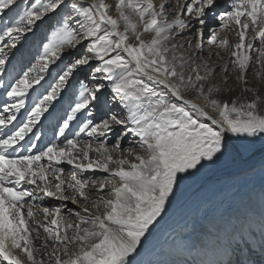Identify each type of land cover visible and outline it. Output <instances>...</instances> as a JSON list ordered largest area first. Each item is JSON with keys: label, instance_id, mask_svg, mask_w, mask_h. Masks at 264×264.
<instances>
[{"label": "snow or ice", "instance_id": "1", "mask_svg": "<svg viewBox=\"0 0 264 264\" xmlns=\"http://www.w3.org/2000/svg\"><path fill=\"white\" fill-rule=\"evenodd\" d=\"M264 0H0V264H264ZM264 173V158L261 160Z\"/></svg>", "mask_w": 264, "mask_h": 264}, {"label": "rangeland", "instance_id": "2", "mask_svg": "<svg viewBox=\"0 0 264 264\" xmlns=\"http://www.w3.org/2000/svg\"><path fill=\"white\" fill-rule=\"evenodd\" d=\"M259 154H261L259 151H256L253 154L246 153L244 154V158L247 161H252L255 155L259 156ZM239 163L240 161H237V159L234 158L231 166H224L222 164L223 166L218 165L217 167L213 168V171H215L213 172V174L216 173L217 171H223L225 173L223 175L224 176L227 175V177L223 176L222 179H217L214 182H212V187L209 190V192L205 194V196H203L201 199L195 201L194 204L191 206V208L185 213L182 220L177 222V224L172 228H179L180 226H182L185 220L195 215L205 203L210 202L212 205H215V206H219L221 204H223L224 206H228L231 204L234 207L236 206L242 207L244 204H246L248 202V194L253 190V188L249 187V184L246 182H244L243 185H241V183H239L240 181L238 180V177L237 176L234 177L235 176L234 173L239 168ZM208 172H206L200 178V180H198L195 184L187 186L184 191L183 196L188 195L190 192L193 191L194 188L197 189L200 185V182L204 178L212 176V174L211 173L209 174ZM261 180L262 178L259 177L257 181L259 185L261 183ZM215 197L217 198L215 199ZM181 199L177 202V204L181 201Z\"/></svg>", "mask_w": 264, "mask_h": 264}, {"label": "bare ground", "instance_id": "3", "mask_svg": "<svg viewBox=\"0 0 264 264\" xmlns=\"http://www.w3.org/2000/svg\"><path fill=\"white\" fill-rule=\"evenodd\" d=\"M245 152H234L228 159L224 160L220 165L224 166H231L234 158L237 159V161H240L239 168L234 173V177H238V180L240 181L241 185H243L244 182L249 184V187L253 189L259 188V184L257 183L258 178L264 179V173H262L261 169V160L264 157H259L258 155H255V157L252 159V161H247L244 158ZM222 165V166H223ZM209 171V172H208ZM207 172L212 174V176L204 178L197 189H193L192 192H190L188 195L183 196L181 201L176 205L174 209V213L169 221V228L174 227L177 222L181 221L185 213L191 208V206L194 204L195 201L201 199L205 194L209 192V190L212 187V182L215 181V178L222 179L225 174L223 171H217L213 174V169L208 170ZM225 177V176H224ZM235 179V178H234ZM237 179V178H236ZM245 183V184H246ZM246 187V186H245ZM243 187V188H245ZM239 188V187H238ZM237 188V190H238ZM203 189V191H201ZM201 191V192H200ZM233 192V191H232ZM200 193V194H199ZM199 194L197 198L192 199L194 195ZM216 196V194H215ZM217 197H215L216 199ZM192 199V200H191ZM214 199V200H215ZM190 201V202H188ZM188 202L187 205H185Z\"/></svg>", "mask_w": 264, "mask_h": 264}, {"label": "water", "instance_id": "4", "mask_svg": "<svg viewBox=\"0 0 264 264\" xmlns=\"http://www.w3.org/2000/svg\"><path fill=\"white\" fill-rule=\"evenodd\" d=\"M260 156H262V155H261V154H259V157H260ZM225 177H227V175H226ZM215 180H217V177L215 178ZM201 191H203V189H202ZM201 191H200V192H201ZM199 194H200V193H199ZM199 194H197V195H194V196L192 197V199H194V198H197V197L199 196ZM192 199H191V200H192ZM188 202H190V201H188ZM188 202H187L185 205H187V204H188Z\"/></svg>", "mask_w": 264, "mask_h": 264}]
</instances>
